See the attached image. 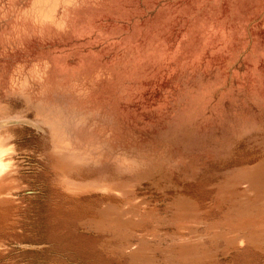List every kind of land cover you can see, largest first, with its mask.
<instances>
[{"label":"rangeland","instance_id":"obj_1","mask_svg":"<svg viewBox=\"0 0 264 264\" xmlns=\"http://www.w3.org/2000/svg\"><path fill=\"white\" fill-rule=\"evenodd\" d=\"M10 120L0 264H264V0H0Z\"/></svg>","mask_w":264,"mask_h":264},{"label":"clouds","instance_id":"obj_2","mask_svg":"<svg viewBox=\"0 0 264 264\" xmlns=\"http://www.w3.org/2000/svg\"><path fill=\"white\" fill-rule=\"evenodd\" d=\"M15 123L9 121V125ZM2 127V123H0ZM16 137L12 131H9L6 135L0 134V169L7 170L13 163V157L16 154V144L14 143Z\"/></svg>","mask_w":264,"mask_h":264},{"label":"water","instance_id":"obj_3","mask_svg":"<svg viewBox=\"0 0 264 264\" xmlns=\"http://www.w3.org/2000/svg\"><path fill=\"white\" fill-rule=\"evenodd\" d=\"M15 121H18L19 123H22V124H24V125H28V126L35 127V129H37V126H34L35 124L33 125L32 122H30V121H28V120H24V119H23V120H15ZM5 122H6V121H4V122H0V123H2V124H6L7 122H6V123H5ZM8 122H9V121H8ZM22 246H28V244L20 245V246L18 247V249H20V250H25V249H22ZM32 247L35 248V249L41 247V249H42V247H45V245H40V244H39V245H33ZM35 249H34V250H35ZM29 250H33V249L30 248Z\"/></svg>","mask_w":264,"mask_h":264},{"label":"bare ground","instance_id":"obj_4","mask_svg":"<svg viewBox=\"0 0 264 264\" xmlns=\"http://www.w3.org/2000/svg\"><path fill=\"white\" fill-rule=\"evenodd\" d=\"M7 123H9V122H7ZM7 123H6V124H7ZM2 171H3V170H2V169H0V172H2ZM28 245H30V244H28ZM32 246H33V245H31V247H32ZM25 248H26V247H25ZM22 249H23V248H22Z\"/></svg>","mask_w":264,"mask_h":264}]
</instances>
